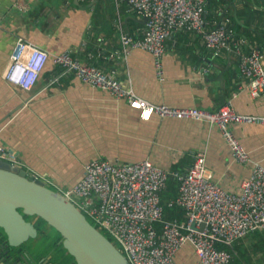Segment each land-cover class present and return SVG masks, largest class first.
Listing matches in <instances>:
<instances>
[{"label": "crops", "instance_id": "1", "mask_svg": "<svg viewBox=\"0 0 264 264\" xmlns=\"http://www.w3.org/2000/svg\"><path fill=\"white\" fill-rule=\"evenodd\" d=\"M212 11L216 20L211 26L223 20L233 23L239 13V31L248 27L255 36L252 41L240 39L244 50L264 53V0H220ZM118 22L134 37H142L145 21L125 1L101 0L95 9H84L74 0H0V144L14 151L30 174L59 192L79 183L85 166L95 159L150 160L186 172L199 151L207 154L214 179L227 191H239L253 162L235 160L219 127L157 115L144 120L126 100L65 73L52 60L70 49L87 63L115 69L126 85L154 104L217 111L232 99L240 113L264 115V100L247 88L238 55L228 50L214 58L202 34L177 31L167 42L159 75L147 50L133 49L123 58ZM20 39L51 56L31 90L5 77ZM233 131L253 161L264 165V125L234 124ZM235 246L237 264H264V242L255 232ZM181 250L178 264H199L192 244Z\"/></svg>", "mask_w": 264, "mask_h": 264}, {"label": "built area", "instance_id": "2", "mask_svg": "<svg viewBox=\"0 0 264 264\" xmlns=\"http://www.w3.org/2000/svg\"><path fill=\"white\" fill-rule=\"evenodd\" d=\"M125 1L129 10L145 21L142 37L136 38L120 26L123 58L133 49H144L155 57L159 75L167 42L177 31L203 35L212 57L233 50L246 86L254 97L264 100V53L244 50V40L234 41L230 22L211 26L208 20L210 0H114ZM50 53L37 44L20 39L10 57L5 77L12 84L31 90L39 79ZM65 73L75 74L85 83L126 100L139 110L144 120L154 115L163 118L193 119L216 125L240 164L253 162L251 174L239 191L224 189L207 166V154L199 151L186 172L168 170L150 160L115 163L95 159L85 166L84 177L75 186L61 192L72 201L97 228L107 230L116 246L131 264H178L181 249L192 244L199 264H231L232 254L218 245L232 246L249 234L264 231V165L254 162L233 131L234 124L264 125V115L240 113L233 100L217 111L154 104L138 95L115 69L87 63L66 50L52 57ZM18 163L17 155L0 144V161ZM173 178L179 183L178 195L169 206L184 211V219H168L162 193ZM160 225V229L157 228Z\"/></svg>", "mask_w": 264, "mask_h": 264}, {"label": "water", "instance_id": "3", "mask_svg": "<svg viewBox=\"0 0 264 264\" xmlns=\"http://www.w3.org/2000/svg\"><path fill=\"white\" fill-rule=\"evenodd\" d=\"M100 1L93 0L86 6L80 0L74 3L80 8L95 9ZM17 160L15 164L0 161V264H48L35 253L17 257L11 250L39 235L35 223L26 217H38L55 229L75 264H131L72 201L30 174L20 158ZM21 251L22 248L18 253Z\"/></svg>", "mask_w": 264, "mask_h": 264}, {"label": "trees", "instance_id": "4", "mask_svg": "<svg viewBox=\"0 0 264 264\" xmlns=\"http://www.w3.org/2000/svg\"><path fill=\"white\" fill-rule=\"evenodd\" d=\"M107 1L115 2L114 0H107ZM210 1H211V3H210ZM210 1L208 3V20L210 22H213L216 19L214 18L215 16H213L214 12L212 11V7H213V5H215V3L220 2V0H218V1L210 0ZM80 2H81V5H86V4L88 5L92 2V0H80ZM238 15H239V13L236 15V17L235 16L233 18L231 17L233 19V23H230V28L233 30L232 39L235 41H238L241 38L242 39L244 38L246 40L248 39V40L252 41L255 36L253 35L252 31H248V27H246V30H244V32L239 31L240 26L238 24L239 23V19L237 18ZM213 26H215V25H213ZM247 52H250V51H248V49H247ZM193 161H194V159H193ZM178 190H179V183L176 180H174L173 178H171L168 181V185H167L166 190L162 193V203H163L164 208H165V216L168 219H184V217H185L184 211L181 208L175 207V206L171 207L168 205L169 201L178 195ZM157 228L160 229L161 228L160 225H157ZM255 233L261 239V242H264V231H257ZM236 243H237V241L235 242V244ZM235 244L233 246H228V245H223V244L218 245L219 248L228 250L232 254L231 264H237V261L235 262V259H237L236 256L238 255V253H237Z\"/></svg>", "mask_w": 264, "mask_h": 264}, {"label": "flooded vegetation", "instance_id": "5", "mask_svg": "<svg viewBox=\"0 0 264 264\" xmlns=\"http://www.w3.org/2000/svg\"><path fill=\"white\" fill-rule=\"evenodd\" d=\"M26 218L27 220H32L35 223L36 227L38 228L39 235L36 239H30L28 242L22 244L21 246L17 248H11L15 256L20 257L23 254H27V253L31 254V253H34L35 251H38V254H37L38 257H41L44 261H48V264H63L64 261L66 262V264H75L74 259L64 249L63 240H61L62 238L57 239L56 237V239H54V241H52L49 244V246L47 245L48 248L50 246L56 247L55 249H52L51 251L49 250L43 251L42 248H38V246H42V244L40 243L46 240L47 237H51L52 235L57 234L58 232L52 227H49L46 224L44 225L43 221L39 219L38 217H26ZM47 246L45 247L46 249H48ZM20 248H22V251L18 253Z\"/></svg>", "mask_w": 264, "mask_h": 264}, {"label": "rangeland", "instance_id": "6", "mask_svg": "<svg viewBox=\"0 0 264 264\" xmlns=\"http://www.w3.org/2000/svg\"><path fill=\"white\" fill-rule=\"evenodd\" d=\"M53 187V186H52ZM89 219V218H88ZM90 220V219H89ZM91 221V220H90ZM93 223V222H92ZM109 239H111V241L112 242H115V238L107 231V230H105V229H103V228H99ZM57 233V232H56ZM56 235V236H55ZM56 237H57V239H61L62 237L57 233V234H54V235H52L51 237H47V239L46 240H44V241H42L40 244H42V246H38V248H42V250L43 251H47V250H49V251H51L52 249H55L56 247H49L48 248V246H49V244L52 242V241H54V239H56ZM62 240V239H61ZM56 243V242H55ZM39 244V245H40ZM48 245V246H47ZM47 246V248L48 249H46L45 247ZM37 248V249H38ZM54 251V250H53ZM36 255L38 254V251H35L34 252Z\"/></svg>", "mask_w": 264, "mask_h": 264}, {"label": "bare ground", "instance_id": "7", "mask_svg": "<svg viewBox=\"0 0 264 264\" xmlns=\"http://www.w3.org/2000/svg\"><path fill=\"white\" fill-rule=\"evenodd\" d=\"M210 3H211V1H210ZM206 44V43H205ZM94 63V62H93ZM182 251V250H181Z\"/></svg>", "mask_w": 264, "mask_h": 264}]
</instances>
